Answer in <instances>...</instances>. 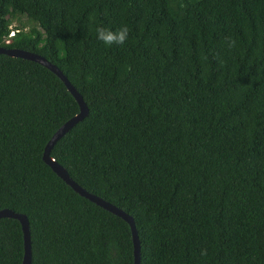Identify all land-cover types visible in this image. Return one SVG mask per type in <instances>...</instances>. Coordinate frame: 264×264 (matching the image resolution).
Wrapping results in <instances>:
<instances>
[{
  "label": "trees",
  "instance_id": "1",
  "mask_svg": "<svg viewBox=\"0 0 264 264\" xmlns=\"http://www.w3.org/2000/svg\"><path fill=\"white\" fill-rule=\"evenodd\" d=\"M121 25L124 45L97 39ZM0 47L81 96L48 155L132 218L139 264H264V0H0ZM77 113L56 75L0 53V210L25 215L30 264H132L128 225L41 159ZM21 258L2 217L0 264Z\"/></svg>",
  "mask_w": 264,
  "mask_h": 264
},
{
  "label": "water",
  "instance_id": "2",
  "mask_svg": "<svg viewBox=\"0 0 264 264\" xmlns=\"http://www.w3.org/2000/svg\"><path fill=\"white\" fill-rule=\"evenodd\" d=\"M0 53L10 57H18L25 60L34 61L42 65L50 72H52L54 75H56V77L63 83L67 91L75 100L78 107V113L67 119L55 130V132L51 135V137L48 139V141L43 147L41 159L46 165L49 166L51 171L57 177H59L67 186H69L75 193H77L81 197L86 198L87 200L103 208L104 210L112 213L113 215L121 218L128 225L131 236V243H132V264H139V241L132 218L121 209L104 201L98 196L87 192L85 189L77 185L68 176L66 170L60 165H58L48 155L49 150L52 147V145L55 143V141L59 139L67 130H69L76 122L80 121L86 116L88 110L85 103L82 101L81 96L77 93L74 87L68 82V80L60 72V70L55 65L46 61L43 57L35 53L23 51L20 49H14V48L12 49V48H4V47H0ZM2 217L13 218L18 221L22 234V258L20 264H30V241H29L28 223L25 215L20 213H14L8 209H1L0 218Z\"/></svg>",
  "mask_w": 264,
  "mask_h": 264
},
{
  "label": "clouds",
  "instance_id": "3",
  "mask_svg": "<svg viewBox=\"0 0 264 264\" xmlns=\"http://www.w3.org/2000/svg\"><path fill=\"white\" fill-rule=\"evenodd\" d=\"M96 37L106 46L113 45H124L129 38V28L127 25H121L116 29L97 27L96 28ZM226 46L229 49L236 47V41L231 37H226ZM201 255H207V249L201 250Z\"/></svg>",
  "mask_w": 264,
  "mask_h": 264
},
{
  "label": "built area",
  "instance_id": "4",
  "mask_svg": "<svg viewBox=\"0 0 264 264\" xmlns=\"http://www.w3.org/2000/svg\"><path fill=\"white\" fill-rule=\"evenodd\" d=\"M9 30H8V33L6 35V37L4 38V43H8V40L16 33L18 32V30L16 29L14 23H11L9 26H8Z\"/></svg>",
  "mask_w": 264,
  "mask_h": 264
}]
</instances>
